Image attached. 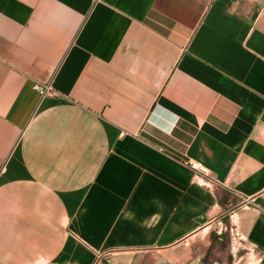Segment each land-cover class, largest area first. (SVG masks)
Here are the masks:
<instances>
[{
  "label": "crops",
  "instance_id": "0c3cea01",
  "mask_svg": "<svg viewBox=\"0 0 264 264\" xmlns=\"http://www.w3.org/2000/svg\"><path fill=\"white\" fill-rule=\"evenodd\" d=\"M243 262L264 264V0H0V264Z\"/></svg>",
  "mask_w": 264,
  "mask_h": 264
},
{
  "label": "built area",
  "instance_id": "2783aa9c",
  "mask_svg": "<svg viewBox=\"0 0 264 264\" xmlns=\"http://www.w3.org/2000/svg\"><path fill=\"white\" fill-rule=\"evenodd\" d=\"M36 88L42 97L53 94V89L51 85L37 86ZM188 166L190 167V169H192V171H194L196 177H198L197 183L199 185L205 187H212L220 184L219 180L211 176L208 168L204 165L198 162L190 161L188 163Z\"/></svg>",
  "mask_w": 264,
  "mask_h": 264
},
{
  "label": "rangeland",
  "instance_id": "374dc122",
  "mask_svg": "<svg viewBox=\"0 0 264 264\" xmlns=\"http://www.w3.org/2000/svg\"><path fill=\"white\" fill-rule=\"evenodd\" d=\"M243 264H245V263L243 262Z\"/></svg>",
  "mask_w": 264,
  "mask_h": 264
}]
</instances>
